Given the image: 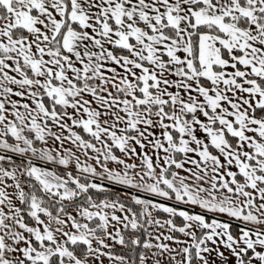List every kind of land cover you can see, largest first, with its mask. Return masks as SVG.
Wrapping results in <instances>:
<instances>
[{
  "label": "snow or ice",
  "instance_id": "6c2138e0",
  "mask_svg": "<svg viewBox=\"0 0 264 264\" xmlns=\"http://www.w3.org/2000/svg\"><path fill=\"white\" fill-rule=\"evenodd\" d=\"M0 264H264V0H0Z\"/></svg>",
  "mask_w": 264,
  "mask_h": 264
}]
</instances>
